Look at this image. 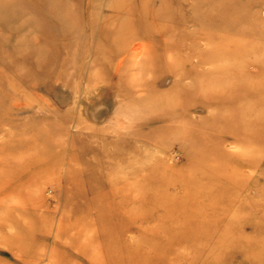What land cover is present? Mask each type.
<instances>
[{
    "label": "rangeland",
    "instance_id": "rangeland-1",
    "mask_svg": "<svg viewBox=\"0 0 264 264\" xmlns=\"http://www.w3.org/2000/svg\"><path fill=\"white\" fill-rule=\"evenodd\" d=\"M198 2L45 1L66 18L58 22L45 18L37 0H0V264H264V144L254 143L264 136V97L220 103V84L232 81L218 78L209 88L204 66L195 68L203 57L194 55L185 70L192 91L179 101L181 125L193 138L155 146L153 128L142 124L139 100L164 101L176 79L172 62L153 47L160 36L139 32L142 19L163 9L178 23L203 15ZM250 3L258 18L249 37L253 72L264 68V0H242L236 11ZM127 15L136 18L123 41L115 19ZM208 34L196 33L203 50ZM134 45L151 54L134 61ZM238 76L264 87L262 77ZM236 114L252 128L230 124ZM203 127L209 134L198 139L193 133ZM169 132L156 137L164 141ZM145 147L174 174L195 170L189 186L165 180L163 192L152 190L158 180L133 170L154 167L150 159L136 162L133 152Z\"/></svg>",
    "mask_w": 264,
    "mask_h": 264
},
{
    "label": "bare ground",
    "instance_id": "bare-ground-1",
    "mask_svg": "<svg viewBox=\"0 0 264 264\" xmlns=\"http://www.w3.org/2000/svg\"><path fill=\"white\" fill-rule=\"evenodd\" d=\"M37 1L42 5V11L44 12L45 18H56L58 22L66 20V18H64L63 16L61 17V14L58 13L56 9L57 5L55 6L53 4L45 3V1L47 2L49 0ZM146 1L148 4H150V0ZM241 2L242 0H199L198 5L202 6L201 8L203 10V15L187 16L183 18L181 17L183 20L181 19V22L178 23L176 21H179V17H172L174 14L169 13L168 11L163 9H159L158 11L148 9L149 13H144L146 16L142 19L143 22H141L142 26L139 27V32L151 35V37L160 36L159 39L157 38L158 40L155 42V45H153L156 51V55L160 56V59H165L172 62V65L175 69L180 67L183 70L178 73L177 70H173V67L170 68L172 75L176 76L175 89L174 91L172 90L173 92L171 91L170 93L164 94L166 96V99L164 101L161 99L163 95H155L154 97L146 96L139 100V104L143 107L144 110L142 115V124L145 127L153 128L152 134L149 137L150 141L153 142V145L169 146L170 143L173 144L174 142L180 140L185 144L190 141V138H193L192 130H188L186 126L181 125L185 123L186 113L185 111H183L185 109L181 107V102L179 103V101L182 99L184 93L192 91V88H190L189 85V83L191 82V72H187L185 70H187V68H190L194 55H201L203 57V60L200 63H197L198 65L195 64V68H202L204 66L203 75L201 77L205 83L209 84V81L211 82L209 88L213 89L214 86L217 87V84L214 83L213 80L218 78H225L229 81H232L229 86H227V81L225 82L226 86L222 83L220 84L221 86L223 85V87H226L223 89L224 91L222 90L221 93L219 92L220 96L219 94L216 96L220 100V103L223 101L225 105V102L228 100H236L239 97H246L248 95L261 94L264 97L263 86H261L260 84L249 86L238 76V72L245 71V73H247V75H249L250 77L264 78V68H257V70L253 72L250 70V66L253 63L254 54L252 51V43L249 40V37L256 34L258 29V26L256 25L258 24V18L254 9L255 5L250 3L244 10L241 9L242 11H236V9H238L237 6H240ZM43 6H45V8H43ZM123 7L124 6H122L121 8ZM119 9L120 7L118 6L114 10ZM35 13L37 14L36 11ZM135 18L136 17H132L129 15H127L125 19H122L121 17L119 18V20H117L116 18L115 21L118 22V26L120 28L118 32H115V35L124 38L123 41L127 40V38L129 39L131 37V35L129 34H133V22H131V20H134ZM115 21L112 18L109 25H113ZM65 25L69 26L67 23H65ZM193 27L195 28L194 30L192 29ZM66 29L67 27L64 26V31ZM191 30L195 32H191ZM43 32L47 35L45 31ZM197 32H206V34L210 32L205 38L206 42L208 43L207 49L203 50L202 48H200L199 38L196 35ZM223 34L231 37L234 36V40L230 42L227 40V37H225V40L220 39ZM177 38H180V41L177 40ZM216 40L218 41L217 44L214 43L216 42ZM149 47H151V45ZM131 50L132 59H134V61H136L137 58H140V56H143L144 54L147 55L149 54V52L151 54V51H148L147 46L140 47L139 45H134L132 46ZM41 51L32 48L33 54L37 52L42 53ZM119 75L120 74L117 72V76ZM188 79L190 81L189 83L186 82L188 81ZM207 88L208 85L206 86L203 93H206ZM261 104L263 105V103ZM177 109H179L178 113L176 112ZM219 117L220 116H218V118ZM244 117L242 115L236 114L235 116L228 119L229 121H231L230 124L234 125V127L236 128L238 126H241L243 128H247L248 126L252 128V124L250 122H247L246 117ZM224 120H226V118ZM262 120V123L264 124V118H262ZM217 121L218 120L213 119L212 130L214 129V132L215 129L220 126ZM164 129H167L170 132L168 133L164 141L158 140L159 138L156 137V133L158 131H163ZM143 131L145 130L143 129ZM207 131L208 130L205 131L203 127L200 130H195V133L193 134H195L198 139H203L207 136V134H209ZM255 132L257 131L253 130V133ZM139 138L141 139L142 136L139 135L137 139ZM254 143L264 144V136L259 135L254 139ZM148 148L150 147H145V153L143 154H139L136 151L133 153L136 157V162L141 163L142 161L150 159L153 161L154 167L148 170H142L140 167H134L138 169L133 170L135 171V173H138L139 170H141L143 176H145L146 178L152 177L155 180H158V186L153 187L152 190L154 189V191L163 192V189H165L166 187L162 186V182H164L165 180L167 184H174L175 182L187 184L189 186L191 177L190 174H195V170H192L194 173L192 171L190 172V168L188 169V167L186 166L179 171L176 170L178 173L174 174V168L172 166L167 167L159 162L155 153L152 154V151H149ZM161 169L163 170V173L159 175L157 171ZM218 175L219 174H217V176ZM84 188L78 186L76 189L79 192H82L83 190H85ZM147 190H150V188H148Z\"/></svg>",
    "mask_w": 264,
    "mask_h": 264
}]
</instances>
